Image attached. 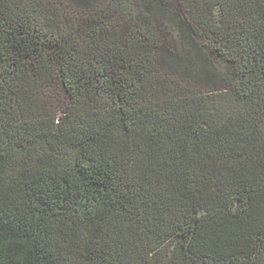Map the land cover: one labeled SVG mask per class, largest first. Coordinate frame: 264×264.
Instances as JSON below:
<instances>
[{
    "label": "trees",
    "instance_id": "1",
    "mask_svg": "<svg viewBox=\"0 0 264 264\" xmlns=\"http://www.w3.org/2000/svg\"><path fill=\"white\" fill-rule=\"evenodd\" d=\"M0 264H264V0H0Z\"/></svg>",
    "mask_w": 264,
    "mask_h": 264
},
{
    "label": "rangeland",
    "instance_id": "2",
    "mask_svg": "<svg viewBox=\"0 0 264 264\" xmlns=\"http://www.w3.org/2000/svg\"><path fill=\"white\" fill-rule=\"evenodd\" d=\"M170 16L177 18L176 14H170ZM178 21H176L175 23H177ZM176 29H172L169 33H171V36H168L166 39V41L172 40L173 36H179L178 34V30L180 33L181 28L184 29V27H182V24L180 26V24L177 25H173ZM184 26V24H183ZM173 27V28H174ZM186 30V29H185ZM185 30H183L185 32ZM186 36L184 35V38ZM181 46H178L177 49H180ZM175 48L173 45H169V43L165 44V46L163 47L161 53H160V58H159V64L161 65V69L166 73L169 74L171 76L174 77H178L181 81L183 82H190L192 84H194L192 82V77L197 75L196 72H194V66L191 64L192 60H190L189 57H187L186 55L182 54L179 55L178 53H174L172 51V49ZM177 52V50H176ZM195 53V52H194ZM190 57L193 56L195 57L196 54L193 55V51L192 48L189 46L188 47V53H187ZM191 57V58H193ZM177 63L178 67L174 65V63ZM178 68V69H177ZM190 75H192V77H190ZM204 88H206V90H209V88L205 85L202 84ZM198 86V85H197ZM199 88H201L200 86H198ZM202 87V88H203ZM203 88V89H204Z\"/></svg>",
    "mask_w": 264,
    "mask_h": 264
}]
</instances>
